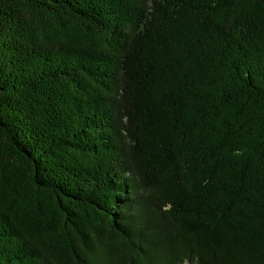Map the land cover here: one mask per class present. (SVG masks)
Listing matches in <instances>:
<instances>
[{
  "label": "trees",
  "instance_id": "obj_1",
  "mask_svg": "<svg viewBox=\"0 0 264 264\" xmlns=\"http://www.w3.org/2000/svg\"><path fill=\"white\" fill-rule=\"evenodd\" d=\"M264 264V0H0V264Z\"/></svg>",
  "mask_w": 264,
  "mask_h": 264
},
{
  "label": "rangeland",
  "instance_id": "obj_2",
  "mask_svg": "<svg viewBox=\"0 0 264 264\" xmlns=\"http://www.w3.org/2000/svg\"><path fill=\"white\" fill-rule=\"evenodd\" d=\"M185 264H188V263H185Z\"/></svg>",
  "mask_w": 264,
  "mask_h": 264
}]
</instances>
